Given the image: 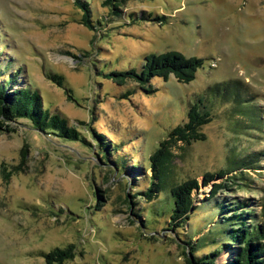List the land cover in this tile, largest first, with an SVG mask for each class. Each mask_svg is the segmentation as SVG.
Listing matches in <instances>:
<instances>
[{"label": "rangeland", "instance_id": "1", "mask_svg": "<svg viewBox=\"0 0 264 264\" xmlns=\"http://www.w3.org/2000/svg\"><path fill=\"white\" fill-rule=\"evenodd\" d=\"M88 1L92 26L76 0H0V50L19 84L36 89L44 106L88 141L43 133L24 120L0 132V264H46L44 253L70 244L76 255L65 264H187L186 239L197 240L201 255L221 236L219 229L209 232L220 218L207 207L215 182L236 176L215 197L261 211L264 0H126L118 14L106 0ZM169 51L205 59L193 81L154 77L147 92L107 77L140 71L147 55ZM55 74L63 77L61 86L51 79ZM225 82L233 103L209 102L211 121L201 128L206 138L189 145L169 140L167 165L175 180L201 183L229 168V157L250 158L252 166L201 185L189 219L174 229L165 194L145 195L153 178L146 160L187 121L196 96ZM128 90L133 93L123 97ZM94 131L116 142L119 156L107 158ZM236 249L222 251L217 262L230 261Z\"/></svg>", "mask_w": 264, "mask_h": 264}, {"label": "trees", "instance_id": "2", "mask_svg": "<svg viewBox=\"0 0 264 264\" xmlns=\"http://www.w3.org/2000/svg\"><path fill=\"white\" fill-rule=\"evenodd\" d=\"M125 1L106 0L105 3L111 6L115 14H118ZM76 2L84 11V23L92 26L90 2L88 0H76ZM10 63L11 61L4 55L3 50H0V132H11L13 131L11 128L13 122L24 120L40 132L88 144L87 136L82 137L77 127L70 126L65 118L53 114L44 106L42 97L36 89L28 84H19L18 77L20 74L15 71L14 65ZM204 63V58L188 57L179 51L151 53L145 57L140 71L134 68L125 71H113L108 73L107 77L121 86L127 85L128 82L138 83L147 92H151L153 90L147 89L146 86L152 78L168 79L174 75L180 82L190 83L196 78V72L204 66ZM51 79H55L54 81L60 86L63 83L62 76L55 74L51 76ZM131 93L133 92L128 90L123 94V97H128ZM196 97L188 109L187 121L171 129L167 135L168 139L161 141L146 160L153 171V178L151 185L145 191V195L150 198L155 197L157 193L165 194L171 211L170 223L174 229L183 227V224L189 219L190 211L195 208L193 192L199 190L201 185H208L216 176L224 177L241 166L243 168H251L252 166L250 158L229 157V168L221 170L217 174H206L202 183L196 178L183 182L173 178L172 170L167 165L166 160L168 153L165 149L168 141H182L189 145L193 141L204 140L206 135L201 131V128L211 121L212 116L208 103L212 100L215 101V99L229 103H233L235 100L230 82L211 85L204 93ZM93 133L97 144L107 158L115 155V153L119 156V145L116 142L109 139L103 132L94 131ZM120 158L123 156L116 159ZM114 162L115 168L118 169L117 161ZM135 168L136 166H132L130 169L134 170ZM235 178L236 176H229L223 182H215L211 197L207 199L210 201L207 207H212L213 210L215 208L218 211L214 217L220 216L216 221L213 218V226L209 230L210 234L214 230H220L221 236L219 238L214 236L210 241L215 249L201 255L196 254L197 240L193 237L186 239L184 243L187 252L185 251L184 254L187 264H264V197L257 201L261 207L260 212L251 207L248 201L215 197L220 189L226 188L228 182L233 183ZM98 191L101 192L102 190ZM99 192L98 196L102 197ZM208 234L203 233L202 239H206ZM233 246L237 248V251L233 253L231 260L227 263H218L222 251ZM75 255V245L70 244L67 247L53 248L44 253V258L46 264H65L74 259Z\"/></svg>", "mask_w": 264, "mask_h": 264}, {"label": "bare ground", "instance_id": "3", "mask_svg": "<svg viewBox=\"0 0 264 264\" xmlns=\"http://www.w3.org/2000/svg\"><path fill=\"white\" fill-rule=\"evenodd\" d=\"M231 253H233V252H230V253H228V255L230 256V255H231Z\"/></svg>", "mask_w": 264, "mask_h": 264}]
</instances>
